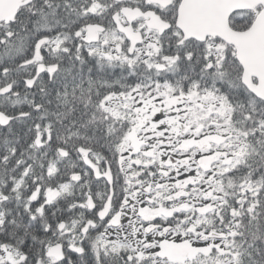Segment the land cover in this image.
Here are the masks:
<instances>
[{
  "label": "snow or ice",
  "instance_id": "1",
  "mask_svg": "<svg viewBox=\"0 0 264 264\" xmlns=\"http://www.w3.org/2000/svg\"><path fill=\"white\" fill-rule=\"evenodd\" d=\"M264 264V0H0V264Z\"/></svg>",
  "mask_w": 264,
  "mask_h": 264
},
{
  "label": "trees",
  "instance_id": "2",
  "mask_svg": "<svg viewBox=\"0 0 264 264\" xmlns=\"http://www.w3.org/2000/svg\"><path fill=\"white\" fill-rule=\"evenodd\" d=\"M72 258H73V261H76L77 264H78V260H79L78 256L75 255V256H73Z\"/></svg>",
  "mask_w": 264,
  "mask_h": 264
},
{
  "label": "flooded vegetation",
  "instance_id": "3",
  "mask_svg": "<svg viewBox=\"0 0 264 264\" xmlns=\"http://www.w3.org/2000/svg\"><path fill=\"white\" fill-rule=\"evenodd\" d=\"M69 255L71 256V258L73 257V256H75L76 254H74V253H69ZM77 256V255H76ZM73 259V258H72Z\"/></svg>",
  "mask_w": 264,
  "mask_h": 264
}]
</instances>
